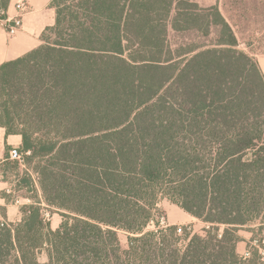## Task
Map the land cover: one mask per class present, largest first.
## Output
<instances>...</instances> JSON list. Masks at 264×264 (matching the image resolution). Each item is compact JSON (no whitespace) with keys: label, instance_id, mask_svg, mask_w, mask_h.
Returning <instances> with one entry per match:
<instances>
[{"label":"trees","instance_id":"16d2710c","mask_svg":"<svg viewBox=\"0 0 264 264\" xmlns=\"http://www.w3.org/2000/svg\"><path fill=\"white\" fill-rule=\"evenodd\" d=\"M52 7L42 44L0 65V128L21 136L25 171L62 223L22 208L0 223V264H242L238 232L264 230V76L218 6ZM169 28L213 42L173 50ZM161 198L208 228L182 247L154 220Z\"/></svg>","mask_w":264,"mask_h":264},{"label":"rangeland","instance_id":"374dc122","mask_svg":"<svg viewBox=\"0 0 264 264\" xmlns=\"http://www.w3.org/2000/svg\"><path fill=\"white\" fill-rule=\"evenodd\" d=\"M220 8L222 9L220 13L231 26L238 40L237 51L248 55L254 60H256L253 56L254 54H264V0H220ZM168 41L173 50H175L181 46L187 47V45H208L213 42V37L201 39L194 34L175 33L169 28ZM261 120H264V115ZM5 158L7 160L0 164V188L12 186L13 189L18 190L17 192H19L20 196H33L36 185L38 186L36 175L33 172L27 173L24 168L25 164L15 166L13 161L8 160V155ZM27 174L31 176H27ZM32 191L33 193H31ZM5 197L11 203L16 200L13 194H5ZM174 206L166 198H161L157 205L158 217L156 215L154 220H158L162 227L168 226L166 221L167 215L173 217L177 212ZM174 209H176L175 215L173 214ZM178 213L182 212L178 210ZM175 227L181 230V233H178V235L181 238L180 245L182 247L186 244V235H202L204 230L208 228L205 223L197 219ZM153 229L154 225L151 223L146 228V231ZM240 231V235H246L252 231L254 233L253 237L255 236L252 244L250 241L247 243L249 257L245 259L241 258L243 259L242 264H264V230L260 231L259 225H254L245 227ZM119 238L121 244L125 247L127 235L120 233ZM245 254L243 257H245Z\"/></svg>","mask_w":264,"mask_h":264},{"label":"crops","instance_id":"0c3cea01","mask_svg":"<svg viewBox=\"0 0 264 264\" xmlns=\"http://www.w3.org/2000/svg\"><path fill=\"white\" fill-rule=\"evenodd\" d=\"M53 1L54 0L9 1V4L5 9V14L0 17V65L5 62L16 60L28 52L38 48L42 44V34L47 28L52 27L55 23V9L52 7ZM191 1L198 4L202 8L218 6L220 9L219 11H222L220 8V0ZM20 2H24L26 4V11L22 15V28L11 36L8 34V25L10 21L17 16L15 7ZM253 56L256 58L258 67L264 76V54H254ZM21 142V136H7L5 130L0 128V164L7 160L5 156L8 155L10 149L20 148ZM8 191L15 196L16 200L12 203L8 202L5 197V194L7 195ZM17 191L15 188L13 189L12 186L0 188V223L7 224L20 222L23 218V214L21 212L22 208H38L40 209L41 215L45 212L49 213L50 218L48 221L51 230L54 231L59 228L62 223L61 217L56 213H50L42 199L41 192L37 185L33 196L30 195L23 197L20 196ZM31 193H33V191ZM174 207L177 209V212L176 209H174L173 214L176 212V215L174 214L175 216L173 217L167 215L166 217L168 226H179L195 219L180 209L177 205ZM178 210L182 213H178ZM240 232L238 233L240 242L236 245V253L240 258H243V255L246 252H249L247 249V243L250 241L252 244L254 233L250 231L246 235H240ZM39 262H47L45 253H42L39 256Z\"/></svg>","mask_w":264,"mask_h":264},{"label":"built area","instance_id":"2783aa9c","mask_svg":"<svg viewBox=\"0 0 264 264\" xmlns=\"http://www.w3.org/2000/svg\"><path fill=\"white\" fill-rule=\"evenodd\" d=\"M16 11H17V16L14 17L12 21H10L8 25V34L9 35H14L15 33L18 32L22 28V15L26 11V4L24 2H20L16 5ZM5 14V11H0V16H3ZM8 160L17 162L20 165L24 164V155L19 151L18 148H12L8 152ZM8 194H12L9 191L7 192ZM42 217L44 221L48 220L50 218L49 213L45 212L42 214ZM181 230H177V233H181ZM249 257V252L245 254L244 259Z\"/></svg>","mask_w":264,"mask_h":264}]
</instances>
